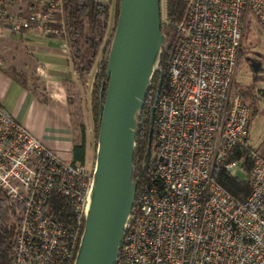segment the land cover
I'll return each instance as SVG.
<instances>
[{"label": "built area", "instance_id": "built-area-1", "mask_svg": "<svg viewBox=\"0 0 264 264\" xmlns=\"http://www.w3.org/2000/svg\"><path fill=\"white\" fill-rule=\"evenodd\" d=\"M61 9V0H0V36L60 37ZM248 15L264 26V0L190 1L155 103L154 176L135 195L115 264H264V157L247 144L251 108L233 87ZM243 145L246 156L229 158ZM217 165L248 177L246 197L214 178ZM92 171L0 105V188L15 224L8 264H73Z\"/></svg>", "mask_w": 264, "mask_h": 264}, {"label": "water", "instance_id": "water-1", "mask_svg": "<svg viewBox=\"0 0 264 264\" xmlns=\"http://www.w3.org/2000/svg\"><path fill=\"white\" fill-rule=\"evenodd\" d=\"M161 23V0H118L106 58V88L103 93V81L100 92L92 182L73 264L116 262L140 176L133 178L136 128L145 95L158 71L147 150L153 134L155 103L163 77L160 53L166 37ZM250 68L257 71L259 63L252 61Z\"/></svg>", "mask_w": 264, "mask_h": 264}, {"label": "trees", "instance_id": "trees-1", "mask_svg": "<svg viewBox=\"0 0 264 264\" xmlns=\"http://www.w3.org/2000/svg\"><path fill=\"white\" fill-rule=\"evenodd\" d=\"M62 9L58 17L62 19L64 32L61 39L67 42L72 67L75 75L63 78L65 85L67 106L71 121L72 133V159L86 164V153L89 148L88 126L84 119L82 99L86 100L90 110V118L93 123L95 139L97 138L99 123L100 92L105 93L107 77L105 74L106 58L109 40L118 14V0L113 8V27L108 34L111 6L99 0H61ZM164 13L161 11V31L165 33V40L160 53L159 67L162 68L163 77L160 85V93L166 85V63L168 57L177 49L182 36L178 24L184 19L190 0H164ZM244 55L242 43L239 57ZM8 74L21 85L36 91L39 87L38 78L28 75L23 69L11 65ZM92 73L89 89L86 88L87 77ZM160 73L156 71L145 95L138 125L136 128L134 148L133 178L139 176L136 193L140 187L153 179L154 167L150 161V154L154 142L155 115L153 120V134L150 146L147 150V137L150 125V106L153 102ZM84 87L83 93L79 90V83ZM243 95V90L235 87ZM250 91V90H249ZM244 102L248 104L245 100ZM250 106V105H249ZM251 108V107H250ZM252 110V108H251ZM250 146V145H248ZM147 153V154H146ZM146 154V156H145ZM247 149L237 146L229 154V158L246 156ZM145 163L143 165V161ZM246 168L248 163L246 161ZM136 167V168H135ZM214 178L232 195L244 198L250 191V182L247 176L238 177L231 174L225 168L217 165L213 171ZM8 203L0 188V264H8L15 234V224L8 213Z\"/></svg>", "mask_w": 264, "mask_h": 264}, {"label": "crops", "instance_id": "crops-1", "mask_svg": "<svg viewBox=\"0 0 264 264\" xmlns=\"http://www.w3.org/2000/svg\"><path fill=\"white\" fill-rule=\"evenodd\" d=\"M28 40H20L27 49L25 43ZM30 40L36 43L28 51L32 53V57H29L34 62L32 75L38 78L39 87L36 91H32L12 78L0 56V105L10 111L47 148L56 151L65 159L72 158L71 121L63 84V78L75 75L69 47L65 40L59 37ZM24 64L25 67L28 65L27 60H24ZM39 65L46 67L45 74L37 71L36 67ZM249 90L243 89V97L248 105H251L252 115V112L258 108V101L264 99V90L259 93ZM247 144L264 157V149L260 151L258 147L249 143L248 137Z\"/></svg>", "mask_w": 264, "mask_h": 264}, {"label": "rangeland", "instance_id": "rangeland-1", "mask_svg": "<svg viewBox=\"0 0 264 264\" xmlns=\"http://www.w3.org/2000/svg\"><path fill=\"white\" fill-rule=\"evenodd\" d=\"M191 1V0H190ZM164 0H161V11L164 13ZM111 6L110 20L108 34L113 27L114 13ZM18 38L9 36H0V56L3 64L6 68H10L11 65H15L20 69H23L28 75L33 74L34 62L30 60L32 53L28 51L34 44L32 40L26 41V47H24ZM242 47L244 55L240 56L237 63L236 75L233 83V87L238 86L240 89H250V92L259 93L264 90V26L254 17L248 15L244 25ZM24 60H27L28 65L25 67ZM252 61L259 63L257 71H253L250 68ZM92 73L87 77V84L85 89H89ZM79 83V90L83 93L84 87ZM84 119L88 126V142L89 148L86 153V165L93 167L95 158L96 139L94 136L93 123L90 118V110L86 100L82 99ZM251 106V105H250ZM257 110L252 112L251 115V127L248 136V142L255 145L259 150L264 149V99L258 101ZM22 124V123H21ZM28 129V128H27ZM29 130V129H28ZM30 131V130H29ZM31 132V131H30ZM238 177H244L245 174L238 169L233 171Z\"/></svg>", "mask_w": 264, "mask_h": 264}, {"label": "flooded vegetation", "instance_id": "flooded-vegetation-1", "mask_svg": "<svg viewBox=\"0 0 264 264\" xmlns=\"http://www.w3.org/2000/svg\"><path fill=\"white\" fill-rule=\"evenodd\" d=\"M136 168V167H135Z\"/></svg>", "mask_w": 264, "mask_h": 264}]
</instances>
